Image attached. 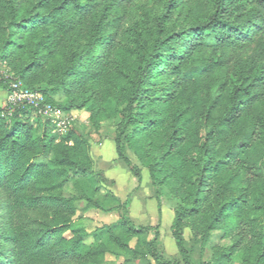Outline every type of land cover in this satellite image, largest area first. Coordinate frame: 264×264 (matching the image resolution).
<instances>
[{
	"label": "trees",
	"instance_id": "16d2710c",
	"mask_svg": "<svg viewBox=\"0 0 264 264\" xmlns=\"http://www.w3.org/2000/svg\"><path fill=\"white\" fill-rule=\"evenodd\" d=\"M135 1L0 0V63L51 106L120 119L118 159L138 181L142 170L127 151L148 170L159 207L164 189L179 201L171 232L181 263L166 261L160 227L133 224L131 197L108 195L120 221L92 246L86 241L97 234L76 232L55 213L75 199H37L27 212L53 220L18 229L23 192L36 185L58 190L77 179L89 208L107 212L111 203L93 201L81 181L93 180L85 140L73 131L60 143L49 129L36 135L38 111L9 105L0 108V264H104L112 247L129 256L125 264H229L236 256L264 264V0H165L157 16L129 28L123 47L124 13ZM185 228L202 247L214 232L231 245L195 263Z\"/></svg>",
	"mask_w": 264,
	"mask_h": 264
},
{
	"label": "rangeland",
	"instance_id": "374dc122",
	"mask_svg": "<svg viewBox=\"0 0 264 264\" xmlns=\"http://www.w3.org/2000/svg\"><path fill=\"white\" fill-rule=\"evenodd\" d=\"M164 1L137 0L126 8L123 20L124 33L122 38H120V43H122L123 47L130 46L131 36L129 28L133 27L136 22H142L148 18L157 16L163 9ZM99 42L101 43V41ZM15 89L27 90L19 80H16L8 66L0 63V108L4 109L10 105V97ZM62 101L63 99L57 97L58 103ZM39 104L33 107L38 111V116L34 114L32 120L35 122V134L41 135L42 132H47L49 129V137L54 138L56 143H60L70 131H73L75 135L85 140L89 146L90 158L93 162L92 171H90L91 179L93 180L90 181L89 177L85 176V178H81V181L88 183L90 186L88 196L93 201L104 202L108 199L111 204L108 206L109 210L107 212L89 208L87 202L81 199L82 193L78 185H76L77 179H72L58 190L49 191L45 187H42V185H36V187L23 192L26 195L25 201L28 203L26 204L28 206L22 205V212L18 214V229L26 223L28 224L25 229L26 231H39L43 228L44 224L53 220L51 218L49 221H44L37 212L33 214L27 212V210L35 207L37 199H49L52 195L62 197L63 199H75L73 209L58 207L55 213L57 217L62 216L66 220L71 221L72 230L76 232L85 231L90 236L97 234V240L91 237L86 241L87 245L92 246L94 243L98 244L105 241L110 230L115 229L120 221V215L116 210L117 205L114 203L115 201L108 198V195L111 193L120 200H122V197H126V199L131 197L133 200L137 197L138 199H136L134 207L130 208V217L133 224L150 229L160 227V240L166 261L181 263V257L171 232V216L179 205V201L174 199L167 189H164L160 200L161 206L159 207L148 170L143 169L133 153L128 150L127 156L129 159L133 164L138 165L144 173L143 190L140 192L142 180L138 181L134 178L129 168L116 155L115 140L120 119L101 115L94 121L91 113L87 111L65 112L63 109L53 106L62 114L59 120L54 113L45 112L44 106H48L49 104L45 103V101L43 104L40 101ZM27 106L32 107L30 105ZM65 119L71 123V126L66 130L63 126L61 128L58 126V123H61ZM46 122L50 123L49 127ZM36 160L44 164L49 163V158L45 157H38ZM101 172L104 173V177L108 179L107 181L98 175ZM20 223L21 225H19ZM72 230L63 233L66 240H70L73 237L72 232H70ZM19 232L20 230H16L15 235H18ZM222 237V232H214L212 233L210 242L205 247H202L200 239L194 235L192 230L190 228L184 229L186 247L195 263L200 261L209 262L213 258L214 250L217 247H229L231 242L224 240ZM149 239H153V231L150 232ZM111 249L115 254L108 255L105 258L104 264H125L129 256L115 249V247ZM129 264L157 263L153 259L148 258L146 260H135ZM229 264H240L239 257H234Z\"/></svg>",
	"mask_w": 264,
	"mask_h": 264
},
{
	"label": "built area",
	"instance_id": "2783aa9c",
	"mask_svg": "<svg viewBox=\"0 0 264 264\" xmlns=\"http://www.w3.org/2000/svg\"><path fill=\"white\" fill-rule=\"evenodd\" d=\"M44 102L43 97L38 94V93H34L32 91L29 90H19V89H15L13 91V93L11 94L10 97V106H27L30 105L32 107H36L37 105H40L39 102ZM45 107V112L47 113H54V115L57 116V118L60 120V117L62 116V114L59 112V110L55 109V107L48 105V106H44ZM61 122V121H60ZM59 128H61V126L64 127V129L66 130L69 126H71V123L69 120L65 119L64 121H62L61 123H58Z\"/></svg>",
	"mask_w": 264,
	"mask_h": 264
},
{
	"label": "crops",
	"instance_id": "0c3cea01",
	"mask_svg": "<svg viewBox=\"0 0 264 264\" xmlns=\"http://www.w3.org/2000/svg\"><path fill=\"white\" fill-rule=\"evenodd\" d=\"M102 169H103V166H102ZM143 179H144V173L142 172V185L140 186V192H142L141 190H143ZM126 199V197H122V200L124 201ZM136 199H138L137 197L133 200V202H132V205H131V207L133 208L134 207V204H135V201H136ZM171 221H172V224H173V221H174V218H175V214H172V216H171ZM172 224H171V226H172Z\"/></svg>",
	"mask_w": 264,
	"mask_h": 264
},
{
	"label": "water",
	"instance_id": "95a60500",
	"mask_svg": "<svg viewBox=\"0 0 264 264\" xmlns=\"http://www.w3.org/2000/svg\"><path fill=\"white\" fill-rule=\"evenodd\" d=\"M101 40H102V38L99 41H101Z\"/></svg>",
	"mask_w": 264,
	"mask_h": 264
}]
</instances>
